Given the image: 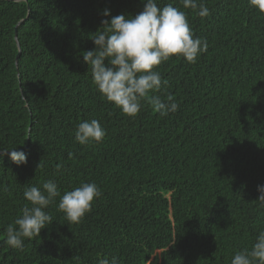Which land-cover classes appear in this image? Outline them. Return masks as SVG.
I'll return each instance as SVG.
<instances>
[{
    "label": "trees",
    "instance_id": "obj_1",
    "mask_svg": "<svg viewBox=\"0 0 264 264\" xmlns=\"http://www.w3.org/2000/svg\"><path fill=\"white\" fill-rule=\"evenodd\" d=\"M203 2L201 18L157 0L185 11L208 49L196 63L173 55L156 66L167 84L149 95H172L177 111L160 116L143 99L129 117L96 90L82 54L102 20L134 16L142 0H0V264H230L251 247L264 229V12ZM91 119L106 135L80 145L75 128ZM14 147L27 163L11 161ZM49 179L61 194L95 182L102 196L78 224L49 205L52 222L10 248L23 189Z\"/></svg>",
    "mask_w": 264,
    "mask_h": 264
},
{
    "label": "clouds",
    "instance_id": "obj_2",
    "mask_svg": "<svg viewBox=\"0 0 264 264\" xmlns=\"http://www.w3.org/2000/svg\"><path fill=\"white\" fill-rule=\"evenodd\" d=\"M142 2L143 9L134 16L121 13L110 20H102V30L90 37L95 47L83 51V61L88 65L96 90L123 114L134 117L141 110V101L147 99L154 112L167 116L177 111L179 105L170 94L165 98L149 95L167 84L155 70L156 66L173 55L183 57L190 64L196 63L198 56L207 51L208 42L206 38L194 35L187 13L172 3L160 6L157 0ZM181 4L201 18L210 15L203 0H181ZM248 4L264 12V0H248ZM102 14L109 16L110 10L104 9ZM105 135L98 120H82L75 128L74 140L80 145H88L102 142ZM3 150L0 149V156L5 154ZM7 150H10L7 155L13 163L18 166L27 163L23 151L15 150V147ZM55 169L57 173L61 172L63 164L57 163ZM257 191L256 201L264 207V184L257 185ZM101 196L102 190L95 182H81L63 194L52 179L38 186L30 184L23 189V197L30 206L22 207L21 214L7 225L4 242L10 248L22 249L26 238L39 236L41 229L53 220L46 211L53 203L69 223L78 224L91 211L94 199ZM98 264H119V260L116 255L104 256L98 259ZM230 264H264V229L258 231L250 248L234 252Z\"/></svg>",
    "mask_w": 264,
    "mask_h": 264
},
{
    "label": "water",
    "instance_id": "obj_3",
    "mask_svg": "<svg viewBox=\"0 0 264 264\" xmlns=\"http://www.w3.org/2000/svg\"><path fill=\"white\" fill-rule=\"evenodd\" d=\"M14 36H15L14 38H15V40H16V43H17L16 34H14ZM17 47H18V43H17Z\"/></svg>",
    "mask_w": 264,
    "mask_h": 264
}]
</instances>
